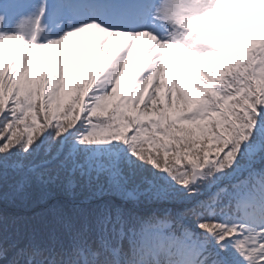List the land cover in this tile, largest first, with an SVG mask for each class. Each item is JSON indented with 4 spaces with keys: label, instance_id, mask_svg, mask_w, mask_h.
<instances>
[{
    "label": "snow or ice",
    "instance_id": "6c2138e0",
    "mask_svg": "<svg viewBox=\"0 0 264 264\" xmlns=\"http://www.w3.org/2000/svg\"><path fill=\"white\" fill-rule=\"evenodd\" d=\"M0 264H264V0H0Z\"/></svg>",
    "mask_w": 264,
    "mask_h": 264
},
{
    "label": "rangeland",
    "instance_id": "374dc122",
    "mask_svg": "<svg viewBox=\"0 0 264 264\" xmlns=\"http://www.w3.org/2000/svg\"><path fill=\"white\" fill-rule=\"evenodd\" d=\"M83 39H84L83 36H81V37H72V38H69V41L66 42V44H69V43H72L73 41H77L78 40V41H80V43H79V45L77 47L80 48V46H81L83 48V43H84ZM139 42H140V39L138 38L136 46L138 45ZM174 50L177 51L178 53H180L181 55L185 56L188 59H194V58L188 57L187 52L183 48H176ZM114 51H116V48L114 46H112V48H111V50L109 52V56L110 57L114 54ZM164 58H165L166 62H169V63H173L174 60H175V58L172 57L169 53H165V57ZM140 60H141V56H139V54L137 52H134V47H133L132 55L129 57L128 63L124 67V72L121 75L120 81L117 83V90L116 91L120 90L121 92H123L122 94H124V92L127 89L128 85L133 82V77L136 75V72H137V69H138L136 67V63L140 62ZM150 63H151L150 60H146L145 61L146 67H145V69L143 71H145V72L147 71V66H150ZM161 75L163 77H165V78L167 77V73L166 72L162 73ZM161 91H163V90H161ZM162 100H163V96H161V101Z\"/></svg>",
    "mask_w": 264,
    "mask_h": 264
},
{
    "label": "trees",
    "instance_id": "16d2710c",
    "mask_svg": "<svg viewBox=\"0 0 264 264\" xmlns=\"http://www.w3.org/2000/svg\"><path fill=\"white\" fill-rule=\"evenodd\" d=\"M109 103V102H108ZM232 102H229V104H231ZM109 106H110V103H109ZM63 110L61 109V111L57 114V118L61 120V122H64L63 121ZM128 115V114H127ZM72 117H69V119H71ZM193 128L189 129L188 127L183 129L185 130L184 131V135H187L188 133H191L192 136H195L198 141H201L203 142L205 145H208L209 148H210V151L211 152H215V148L211 147L209 145V142L207 141L206 137L209 135V133H205L204 136H201L200 133L197 131V127L195 125H192ZM178 128V127H177ZM178 129H182V128H178ZM23 130V126H21V131ZM39 133L37 134H34V135H38ZM150 134V133H149ZM181 137V133L178 131L175 136L173 137L174 139H179ZM158 144H163L165 141L163 140H160L158 137L156 138ZM214 143V142H213ZM158 144H153V143H149L147 140L141 145V147L144 149L145 153L147 154L149 149H151V154L155 155L157 152H159V158L161 160V162L163 163L164 161V155H163V150H161L159 147H158ZM170 148L171 149H174L175 148V145H170ZM183 159V158H182ZM168 162L171 164L173 163V160H172V156H171V153L169 154L168 156ZM186 162V161H184Z\"/></svg>",
    "mask_w": 264,
    "mask_h": 264
}]
</instances>
